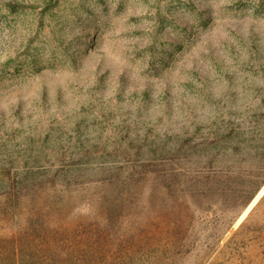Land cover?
Listing matches in <instances>:
<instances>
[{
    "label": "rangeland",
    "instance_id": "1",
    "mask_svg": "<svg viewBox=\"0 0 264 264\" xmlns=\"http://www.w3.org/2000/svg\"><path fill=\"white\" fill-rule=\"evenodd\" d=\"M174 174L189 218L245 238L233 264H263L264 0H0V194L23 195L0 217L77 224L117 199L110 243L137 242Z\"/></svg>",
    "mask_w": 264,
    "mask_h": 264
},
{
    "label": "trees",
    "instance_id": "2",
    "mask_svg": "<svg viewBox=\"0 0 264 264\" xmlns=\"http://www.w3.org/2000/svg\"><path fill=\"white\" fill-rule=\"evenodd\" d=\"M180 175L174 174L175 181L165 188L174 198L168 219L155 225L152 233L140 229L137 242L134 235H129L115 236L110 243L109 234L121 221L124 210V203L117 199L106 202L102 218L77 224H54L48 219L49 211L48 216L45 213L48 206L40 208L23 225L16 223L15 217L11 221L0 217V264H233L238 254L235 247L245 238L234 236L221 246L225 233L215 232L220 224L216 218H189V207L182 203L187 192L183 189L185 183L176 181ZM186 184L191 185L188 181ZM22 197L21 188L1 193L0 202L6 205L0 208L1 214L13 213L15 207L9 206L12 198L21 209ZM201 210L203 215L207 213ZM212 211L223 214L222 209L213 207ZM195 224L202 226L200 233L195 232ZM209 231L213 233L208 235ZM127 243L129 247L121 250ZM112 245L117 248L111 249Z\"/></svg>",
    "mask_w": 264,
    "mask_h": 264
}]
</instances>
